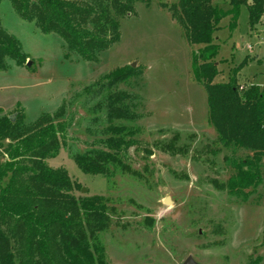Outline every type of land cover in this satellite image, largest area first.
<instances>
[{
	"label": "rangeland",
	"instance_id": "obj_1",
	"mask_svg": "<svg viewBox=\"0 0 264 264\" xmlns=\"http://www.w3.org/2000/svg\"><path fill=\"white\" fill-rule=\"evenodd\" d=\"M177 1L137 2L133 15L120 19L118 42L99 53L96 62L80 59L59 37L42 34L32 22L20 19L9 0L0 1V25L25 55L22 65L6 60V70L0 71V118L15 115L30 124L82 96L85 87L108 74L131 69L114 91L129 96V109L136 116L129 123L138 129L136 143L126 156L138 176L116 175L107 181L77 168L69 151L90 147L101 129L89 123L79 104L72 108L63 146L45 160L78 185L71 191L74 197L102 196L114 209L110 227L99 235L107 264H182L188 256L196 264H247L262 255V185L248 189L243 199L211 184L226 181L232 173L223 161L231 153L212 154L206 147L216 134L208 124L205 91L190 68L191 54L201 46L186 42L169 11ZM247 20V9L241 6L234 30H228L227 17L219 22L213 35L219 72L214 83L226 82L237 71L240 88L263 87L264 25L250 34ZM175 134L177 145L188 149L184 155L160 149Z\"/></svg>",
	"mask_w": 264,
	"mask_h": 264
},
{
	"label": "trees",
	"instance_id": "obj_2",
	"mask_svg": "<svg viewBox=\"0 0 264 264\" xmlns=\"http://www.w3.org/2000/svg\"><path fill=\"white\" fill-rule=\"evenodd\" d=\"M145 1L9 0L20 19L32 22L42 34L56 35L86 62H96L99 53L118 42L120 19L133 15L134 5ZM241 6L247 9L252 34L264 25V0H178L169 11L186 42L201 46L191 54L190 68L205 91L208 124L216 134L206 147L212 154L231 153L223 161L232 173L226 181L211 184L246 199V191L259 185L264 194V88H240L237 71L230 72L226 82H213L219 73L213 35L226 17L228 30L236 28ZM24 59L19 42L0 25V71L6 70V60L20 66ZM129 73L131 69L124 68L108 74L85 87L82 96L75 95L30 124L0 118V264H107L99 235L110 227L114 209L102 196L74 197L71 191L78 185L65 170L51 169L45 160L63 146L72 108L79 104L90 116L89 123L101 129L90 147L69 151L77 168L107 181L116 175L138 176L126 156L136 143L138 129L129 124L136 116L129 109V96L114 91ZM178 139L175 134L161 143V151L186 154L188 149L178 146ZM261 245L262 255L247 264H264V208Z\"/></svg>",
	"mask_w": 264,
	"mask_h": 264
},
{
	"label": "water",
	"instance_id": "obj_3",
	"mask_svg": "<svg viewBox=\"0 0 264 264\" xmlns=\"http://www.w3.org/2000/svg\"><path fill=\"white\" fill-rule=\"evenodd\" d=\"M26 66H29V62L26 63ZM131 67H134V66L131 65ZM14 119H15V115H11V116H9V120H10L11 122H13ZM81 192L83 193V192H85V190L82 188V189H81ZM164 203H165V204H168V203H169V200L166 199V200L164 201ZM182 264H196V263H194L193 260H192V258H191L190 256H188V257L184 260V262H183Z\"/></svg>",
	"mask_w": 264,
	"mask_h": 264
},
{
	"label": "built area",
	"instance_id": "obj_4",
	"mask_svg": "<svg viewBox=\"0 0 264 264\" xmlns=\"http://www.w3.org/2000/svg\"><path fill=\"white\" fill-rule=\"evenodd\" d=\"M248 48H249V46H248ZM263 88H264V85H263Z\"/></svg>",
	"mask_w": 264,
	"mask_h": 264
},
{
	"label": "crops",
	"instance_id": "obj_5",
	"mask_svg": "<svg viewBox=\"0 0 264 264\" xmlns=\"http://www.w3.org/2000/svg\"><path fill=\"white\" fill-rule=\"evenodd\" d=\"M257 31V30H256ZM258 32V31H257Z\"/></svg>",
	"mask_w": 264,
	"mask_h": 264
}]
</instances>
